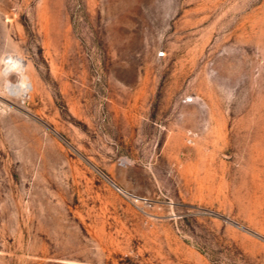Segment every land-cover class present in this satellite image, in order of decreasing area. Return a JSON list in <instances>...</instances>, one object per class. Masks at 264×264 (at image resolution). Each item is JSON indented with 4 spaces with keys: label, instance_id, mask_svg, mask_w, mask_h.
I'll return each instance as SVG.
<instances>
[{
    "label": "rangeland",
    "instance_id": "obj_1",
    "mask_svg": "<svg viewBox=\"0 0 264 264\" xmlns=\"http://www.w3.org/2000/svg\"><path fill=\"white\" fill-rule=\"evenodd\" d=\"M0 264H264V0H0Z\"/></svg>",
    "mask_w": 264,
    "mask_h": 264
},
{
    "label": "bare ground",
    "instance_id": "obj_2",
    "mask_svg": "<svg viewBox=\"0 0 264 264\" xmlns=\"http://www.w3.org/2000/svg\"><path fill=\"white\" fill-rule=\"evenodd\" d=\"M25 84V83H24Z\"/></svg>",
    "mask_w": 264,
    "mask_h": 264
}]
</instances>
